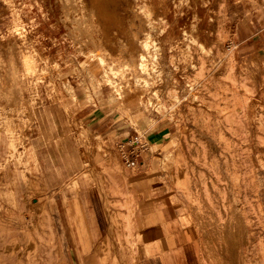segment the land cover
Returning <instances> with one entry per match:
<instances>
[{
	"label": "rangeland",
	"instance_id": "1",
	"mask_svg": "<svg viewBox=\"0 0 264 264\" xmlns=\"http://www.w3.org/2000/svg\"><path fill=\"white\" fill-rule=\"evenodd\" d=\"M74 89L86 103L102 90L108 116L130 126L111 141L70 113L84 181L137 172L142 154L128 169L118 143L163 124L179 138L159 152L162 182H206L204 170L216 177L218 161L224 182L235 185L226 191L227 211L239 204L243 217L240 234L223 232V245L250 246L256 205L264 247V0H0V136L8 144L0 214L15 213L17 189L37 187L35 150L59 154L48 120H57L52 109Z\"/></svg>",
	"mask_w": 264,
	"mask_h": 264
},
{
	"label": "crops",
	"instance_id": "2",
	"mask_svg": "<svg viewBox=\"0 0 264 264\" xmlns=\"http://www.w3.org/2000/svg\"><path fill=\"white\" fill-rule=\"evenodd\" d=\"M75 90L72 100L52 109L57 120H48L56 130L59 154L35 148L33 157L41 169L37 187L17 189L15 213L0 214V264H264V247L257 246L256 205L249 216L250 246L223 245V232L240 234L243 217L239 204L227 211L226 191L235 185L224 182L218 161L216 177L204 170L210 175L206 182H162L158 164L164 154L159 152L178 137L163 124L145 133L151 153L142 154L137 172L122 168L107 182L84 181L85 162L72 120L111 141L120 140V128L130 126L108 116L113 108L103 101L102 90L94 103L80 100ZM7 149L0 136V162ZM55 157L58 162L49 165L47 159ZM73 181L75 188L68 189ZM234 200L239 201L236 195Z\"/></svg>",
	"mask_w": 264,
	"mask_h": 264
},
{
	"label": "built area",
	"instance_id": "3",
	"mask_svg": "<svg viewBox=\"0 0 264 264\" xmlns=\"http://www.w3.org/2000/svg\"><path fill=\"white\" fill-rule=\"evenodd\" d=\"M147 141L143 134L136 133L129 139L118 143L117 149L125 165L134 169L139 164L140 155L147 151Z\"/></svg>",
	"mask_w": 264,
	"mask_h": 264
},
{
	"label": "bare ground",
	"instance_id": "4",
	"mask_svg": "<svg viewBox=\"0 0 264 264\" xmlns=\"http://www.w3.org/2000/svg\"><path fill=\"white\" fill-rule=\"evenodd\" d=\"M121 158H122V157H121ZM122 160H123V159H122ZM123 162H124V161H123ZM18 243H19V242H18ZM18 243H17V244H18ZM19 244H20V243H19ZM120 258H121V257H120ZM110 262H111V261H110ZM110 264H111V263H110Z\"/></svg>",
	"mask_w": 264,
	"mask_h": 264
}]
</instances>
